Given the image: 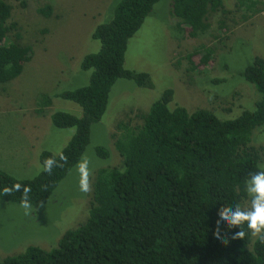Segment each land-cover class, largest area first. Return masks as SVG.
Segmentation results:
<instances>
[{
	"label": "trees",
	"instance_id": "obj_1",
	"mask_svg": "<svg viewBox=\"0 0 264 264\" xmlns=\"http://www.w3.org/2000/svg\"><path fill=\"white\" fill-rule=\"evenodd\" d=\"M18 1L22 7L27 2ZM158 1L119 0L109 20L96 26L91 37L100 48L80 62L82 70H92L88 84L54 95L81 108L79 117L64 111L50 115L53 126L73 127L74 135L59 153H40L41 171L31 179L0 169L1 200L23 205L27 188L29 207L47 203L89 144L91 125L105 113L115 82L151 86L147 73L124 68V56L128 40ZM235 6L244 10V18L264 12L261 0H236ZM11 11L7 0H0V83L18 77L32 55L31 46L8 37L16 27L9 21ZM50 11L49 5L38 9L42 15ZM170 13L193 38L207 31L211 14L230 12L223 0H172ZM241 76L259 97L252 111L238 117L220 119L202 108L170 109L173 91L167 89L147 113L138 114L139 125L119 122L114 147L121 165L95 173L85 221L65 231L55 247L29 245L0 264H264V240L246 226L224 224L217 238L221 209H244L247 182L264 171L259 167L264 146L251 144L253 130L264 124V56L254 57ZM49 105L51 97L43 95L39 112ZM95 151L109 156L102 146ZM48 159L56 161L51 172L44 171ZM240 230L243 237L236 235Z\"/></svg>",
	"mask_w": 264,
	"mask_h": 264
},
{
	"label": "rangeland",
	"instance_id": "obj_2",
	"mask_svg": "<svg viewBox=\"0 0 264 264\" xmlns=\"http://www.w3.org/2000/svg\"><path fill=\"white\" fill-rule=\"evenodd\" d=\"M118 1L27 0L22 7L18 0H7L12 7L9 21L16 24L8 37L31 46L32 55L18 77L0 83V169L17 179H31L41 171L40 153H59L74 135L73 127L53 126L50 115L64 111L79 117L82 110L54 95L88 84L92 70H82L80 62L99 50V40L91 35L109 20ZM171 1L159 0L153 6L128 40L124 56V68L147 73L151 86L139 87L125 79L115 82L105 113L91 125L89 144L47 203L25 208L0 199V259L29 245L55 247L65 231L85 221L95 173L121 165L114 147L118 123L139 125L138 114L147 113L165 90L173 91L170 109H210L220 119H232L255 108L258 93L241 73L254 57L264 56V12L244 18L236 0H223L230 13L211 14L207 31L192 38L189 28L176 26ZM46 5L51 7L49 15L40 14L38 9ZM43 95L51 97V105L40 113ZM251 144L264 146V124L253 130ZM98 146L107 149V158L98 156ZM85 159L88 191L81 190L78 167ZM259 167L264 170V161ZM242 206L251 207L249 195Z\"/></svg>",
	"mask_w": 264,
	"mask_h": 264
},
{
	"label": "clouds",
	"instance_id": "obj_3",
	"mask_svg": "<svg viewBox=\"0 0 264 264\" xmlns=\"http://www.w3.org/2000/svg\"><path fill=\"white\" fill-rule=\"evenodd\" d=\"M56 165V161L48 159L44 162V171L51 172L53 166ZM79 170L82 174L81 190L88 191V160L85 159L79 164ZM18 190V189H17ZM5 191H11L6 189ZM30 189H25V200L23 206L29 207L27 201V192ZM247 194L251 197V207L244 210L240 207H224L220 211V221L222 222L217 229V238L222 235L220 229L224 224H227L229 228L239 226L240 229L246 226L253 235L259 236L264 240V171L257 172L251 176L250 180L246 184ZM237 236L243 237L245 233L240 230L236 233Z\"/></svg>",
	"mask_w": 264,
	"mask_h": 264
}]
</instances>
